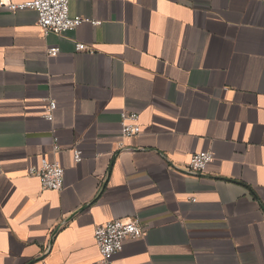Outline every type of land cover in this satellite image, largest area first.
<instances>
[{"label":"crops","instance_id":"crops-1","mask_svg":"<svg viewBox=\"0 0 264 264\" xmlns=\"http://www.w3.org/2000/svg\"><path fill=\"white\" fill-rule=\"evenodd\" d=\"M70 14L90 22L44 37L36 11L0 6V264H100L96 227L127 218L147 234L117 264H264V0H71ZM123 111L142 131L121 147ZM202 151L207 172H188ZM43 158L62 191L30 175Z\"/></svg>","mask_w":264,"mask_h":264},{"label":"built area","instance_id":"built-area-1","mask_svg":"<svg viewBox=\"0 0 264 264\" xmlns=\"http://www.w3.org/2000/svg\"><path fill=\"white\" fill-rule=\"evenodd\" d=\"M71 0H28L24 3H13L11 0H1L0 6L17 12L30 9L38 14V25L42 29L44 37L50 34L63 35L68 31L76 30L82 24L90 22L81 16L72 17L70 14ZM79 51H90L93 49L84 44L77 45ZM49 57H57L60 49L51 46L47 50ZM57 109V102L50 99L44 118L54 121V113ZM121 137L125 141L137 137L141 131L140 116L138 113L123 111L121 113ZM53 151L59 153L61 146L59 138L55 136ZM73 161L79 164L82 161L83 153L77 147L71 150ZM213 162L211 151H202L194 154L188 164L187 171L194 174H204L209 165ZM30 175L37 178L44 190L60 192L64 189L65 169L57 162H51L46 158L41 160L38 167L30 169ZM194 201V199H193ZM147 234L146 229L138 218L114 219L95 229V241L100 252V264H117L116 257L123 250L124 243L129 239H137Z\"/></svg>","mask_w":264,"mask_h":264}]
</instances>
